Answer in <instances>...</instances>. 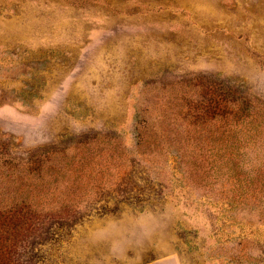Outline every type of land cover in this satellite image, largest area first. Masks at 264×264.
Returning <instances> with one entry per match:
<instances>
[{"label":"rangeland","instance_id":"rangeland-1","mask_svg":"<svg viewBox=\"0 0 264 264\" xmlns=\"http://www.w3.org/2000/svg\"><path fill=\"white\" fill-rule=\"evenodd\" d=\"M0 264H264V0H0Z\"/></svg>","mask_w":264,"mask_h":264},{"label":"trees","instance_id":"trees-1","mask_svg":"<svg viewBox=\"0 0 264 264\" xmlns=\"http://www.w3.org/2000/svg\"><path fill=\"white\" fill-rule=\"evenodd\" d=\"M195 120H197V119H195ZM195 120H194V122H191L192 125H197V124H199V123H204V121H201V120L195 121ZM223 122H224V123H227L228 120H227V119H224ZM189 124H190V123H189ZM210 125L213 127V126H216V123H211ZM225 125H226V124H225ZM190 126H191V125H190ZM190 138H191V137H190ZM138 144H140V142H139ZM182 159H183V156H182Z\"/></svg>","mask_w":264,"mask_h":264}]
</instances>
